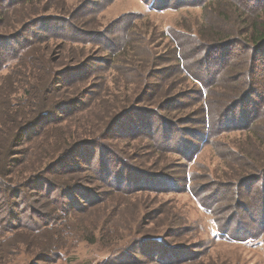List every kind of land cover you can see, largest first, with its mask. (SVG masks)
Wrapping results in <instances>:
<instances>
[{"label":"rangeland","instance_id":"1","mask_svg":"<svg viewBox=\"0 0 264 264\" xmlns=\"http://www.w3.org/2000/svg\"><path fill=\"white\" fill-rule=\"evenodd\" d=\"M109 1L0 0V264H264V137L201 125L232 2Z\"/></svg>","mask_w":264,"mask_h":264},{"label":"trees","instance_id":"2","mask_svg":"<svg viewBox=\"0 0 264 264\" xmlns=\"http://www.w3.org/2000/svg\"><path fill=\"white\" fill-rule=\"evenodd\" d=\"M111 1L112 0H110L109 3H111ZM230 1L232 2V4H229L231 9V11H229L230 15L236 16L233 22L234 25H231L229 30L218 28L217 23V28H214V26L211 28L214 36L220 39L211 49L214 50L213 53L222 52L223 50L221 49L226 45H228L231 50L237 49L236 52H232L235 57L232 58L230 62L236 57H240L243 60V74L238 78L242 80L239 85L234 84L235 87L229 89L228 93L217 97L219 101L215 102L216 108L212 110V113H214V120L208 116L207 112L205 113L207 117L202 121L201 125L206 129L208 134H218L227 130L246 129L250 134L258 130V134L264 137V0ZM218 2L219 0H206L203 6L216 3L218 7ZM153 5L154 3L151 4L152 7H154ZM169 6L163 5L158 6V8L166 9L169 8ZM240 11H242V13ZM218 14L226 18L225 14L220 12ZM221 39H225L227 42H222ZM228 67L229 66L225 64L224 66L219 65L217 68L218 70L221 69L220 71H225L226 74L229 70ZM227 89L228 86L225 85V89L223 90L225 91ZM260 118H262V121ZM225 119H228L236 128L223 125L222 122ZM215 120L217 121L214 122ZM260 121L261 123L259 125ZM259 143L263 144L264 142L260 139ZM262 155L264 154H261V156ZM259 173L262 175L264 174V167L259 170ZM260 190L261 192L264 191V184H262ZM260 196L261 207L259 215L264 217V192L263 195L259 193V197ZM236 202L240 203L239 200ZM256 216H258V213H256ZM217 229L219 233L228 235L226 233L227 231L222 230L220 226H218Z\"/></svg>","mask_w":264,"mask_h":264}]
</instances>
